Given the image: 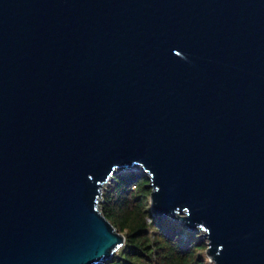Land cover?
<instances>
[{"label": "water", "instance_id": "water-1", "mask_svg": "<svg viewBox=\"0 0 264 264\" xmlns=\"http://www.w3.org/2000/svg\"><path fill=\"white\" fill-rule=\"evenodd\" d=\"M136 165L214 264H264V0H0V264L110 262Z\"/></svg>", "mask_w": 264, "mask_h": 264}, {"label": "trees", "instance_id": "trees-1", "mask_svg": "<svg viewBox=\"0 0 264 264\" xmlns=\"http://www.w3.org/2000/svg\"><path fill=\"white\" fill-rule=\"evenodd\" d=\"M150 180L142 172L117 174L104 193L103 214L126 242L106 264H207L205 243L195 238L183 244L186 227L151 211Z\"/></svg>", "mask_w": 264, "mask_h": 264}, {"label": "rangeland", "instance_id": "rangeland-1", "mask_svg": "<svg viewBox=\"0 0 264 264\" xmlns=\"http://www.w3.org/2000/svg\"><path fill=\"white\" fill-rule=\"evenodd\" d=\"M127 172H142L141 171V169L140 168H132V169H129V170H127V169H122V171H120L118 174H125V173H127ZM143 173V172H142ZM112 183L113 182H111L107 187H106V190L112 185ZM106 190L104 191V193L106 192ZM170 219H172L174 222H178V223H180V224H182L180 221H178V220H175V219H173V218H171V217H169ZM183 225V224H182ZM124 235V234H123ZM202 233L201 232H189V231H187V229H186V231L183 233V235H182V237H181V239H182V243L183 244H186V243H188V242H190V241H192V240H194L195 238H198V240H201V242H203V243H205V245H206V250L204 251V252H202V254H204V256L207 258V264H214L210 259H209V257L207 256V240H205L202 236Z\"/></svg>", "mask_w": 264, "mask_h": 264}, {"label": "bare ground", "instance_id": "bare-ground-1", "mask_svg": "<svg viewBox=\"0 0 264 264\" xmlns=\"http://www.w3.org/2000/svg\"><path fill=\"white\" fill-rule=\"evenodd\" d=\"M132 168H140V169H143L142 166H138V165L132 166V167L123 168V169H132Z\"/></svg>", "mask_w": 264, "mask_h": 264}, {"label": "built area", "instance_id": "built-area-1", "mask_svg": "<svg viewBox=\"0 0 264 264\" xmlns=\"http://www.w3.org/2000/svg\"><path fill=\"white\" fill-rule=\"evenodd\" d=\"M104 201V200H103ZM103 203V202H102Z\"/></svg>", "mask_w": 264, "mask_h": 264}]
</instances>
